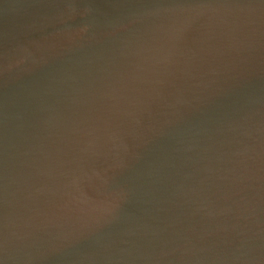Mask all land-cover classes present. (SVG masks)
Wrapping results in <instances>:
<instances>
[{
    "label": "water",
    "instance_id": "95a60500",
    "mask_svg": "<svg viewBox=\"0 0 264 264\" xmlns=\"http://www.w3.org/2000/svg\"><path fill=\"white\" fill-rule=\"evenodd\" d=\"M0 264H264V0H0Z\"/></svg>",
    "mask_w": 264,
    "mask_h": 264
}]
</instances>
